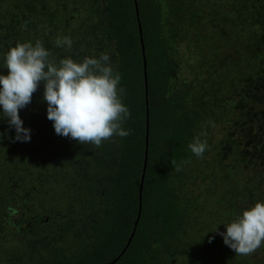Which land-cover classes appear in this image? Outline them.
Returning <instances> with one entry per match:
<instances>
[{
  "label": "trees",
  "instance_id": "obj_1",
  "mask_svg": "<svg viewBox=\"0 0 264 264\" xmlns=\"http://www.w3.org/2000/svg\"><path fill=\"white\" fill-rule=\"evenodd\" d=\"M185 40L194 74L176 82ZM36 41L57 64L107 53L131 134L57 135L43 83L19 111L29 142L0 112V264H264V245L236 255L218 234L264 202V0H0V75L10 48Z\"/></svg>",
  "mask_w": 264,
  "mask_h": 264
},
{
  "label": "clouds",
  "instance_id": "obj_2",
  "mask_svg": "<svg viewBox=\"0 0 264 264\" xmlns=\"http://www.w3.org/2000/svg\"><path fill=\"white\" fill-rule=\"evenodd\" d=\"M56 45L70 49L72 40L59 38ZM50 55L41 41L34 45L18 43L6 53L7 75H0V112L9 128L15 129L12 139L30 141L31 130L23 127L19 111L31 103L41 83L47 119L53 122L57 135L96 147L113 137L129 136L130 130H125L123 124L131 113L122 102L125 90L119 86L121 76L114 70L110 56L102 53L98 58L86 57L82 62L66 57L57 64ZM206 135L205 131L200 133ZM200 136L189 144L190 151L198 158L208 148L207 141ZM225 229L218 234L236 255L255 253L264 245V202L243 210ZM212 239L209 237V242Z\"/></svg>",
  "mask_w": 264,
  "mask_h": 264
},
{
  "label": "rangeland",
  "instance_id": "obj_3",
  "mask_svg": "<svg viewBox=\"0 0 264 264\" xmlns=\"http://www.w3.org/2000/svg\"><path fill=\"white\" fill-rule=\"evenodd\" d=\"M194 46L185 41H179L172 48L173 61L172 78L178 82L182 79L190 80L193 77L194 59L197 56Z\"/></svg>",
  "mask_w": 264,
  "mask_h": 264
},
{
  "label": "water",
  "instance_id": "obj_4",
  "mask_svg": "<svg viewBox=\"0 0 264 264\" xmlns=\"http://www.w3.org/2000/svg\"><path fill=\"white\" fill-rule=\"evenodd\" d=\"M134 8H135V13L136 12V5H134ZM137 26H138V31L140 33V29H139V24H138V21H137ZM140 36V34H139ZM139 42H140V49H141V53L143 52V47H142V44H141V38L139 39ZM142 62H143V81H144V87H145V73H144V58H143V54H142ZM146 138H147V120H145V149H146ZM145 150H144V158H143V164H142V172H141V176H140V182H139V186H138V210H137V215H136V219H135V222L133 223V230H134V227L136 225V222L138 220V217H139V209H140V191H141V186H142V180H143V172H144V168H145V162H146V156H145ZM133 230L131 232V234L129 235L128 239H127V242L125 244V248L126 246L129 244V241L131 239V236L133 234ZM116 259L112 260L109 264H112L114 263Z\"/></svg>",
  "mask_w": 264,
  "mask_h": 264
}]
</instances>
